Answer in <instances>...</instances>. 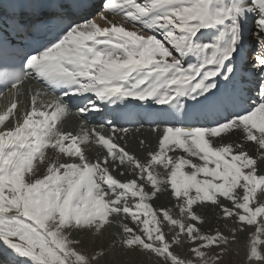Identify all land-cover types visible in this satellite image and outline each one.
I'll list each match as a JSON object with an SVG mask.
<instances>
[{
  "label": "snow or ice",
  "instance_id": "6c2138e0",
  "mask_svg": "<svg viewBox=\"0 0 264 264\" xmlns=\"http://www.w3.org/2000/svg\"><path fill=\"white\" fill-rule=\"evenodd\" d=\"M5 90L0 264H264V0H0Z\"/></svg>",
  "mask_w": 264,
  "mask_h": 264
},
{
  "label": "bare ground",
  "instance_id": "6f19581e",
  "mask_svg": "<svg viewBox=\"0 0 264 264\" xmlns=\"http://www.w3.org/2000/svg\"><path fill=\"white\" fill-rule=\"evenodd\" d=\"M247 39H248V44L251 45L252 42L255 41V36L249 35ZM88 129L90 130L91 128H88ZM62 131H65V129ZM77 133H79V132H77ZM73 134H76V133H73ZM233 139H235V138H233ZM140 140L145 141V148L143 150L139 149V147H138ZM126 142L128 144V150L135 152L138 156L143 158L144 152L147 151L149 148L152 150L156 149V147L158 145L157 133H154L153 131L144 132L142 130H140L138 132L128 133L126 136ZM119 143L124 144L125 141H119ZM93 146H96V145L95 144L86 145L85 146V153L90 160L94 161L96 159V156L99 153V149H98V147L94 149ZM48 154H49V156L52 155L51 150H49ZM120 179H124V177H120ZM156 203H165L166 204L167 201L164 198H162L161 201L156 202ZM215 226H216L215 221H213L211 224L206 221V224H205L206 228L211 227L214 230ZM219 227L223 230V224L222 223L219 225ZM96 240H97L98 244H96V245L89 244V246H87L88 248H90V250L92 247H96L97 249H99L100 245L106 246L108 243V240H109V236L107 233H105L103 236L96 238ZM108 259H111V254H109ZM231 259L234 260L235 262L236 261L237 262H240V261L245 262V248H244L243 237H241L239 243L232 245L229 260H231ZM101 264H104V261H102Z\"/></svg>",
  "mask_w": 264,
  "mask_h": 264
},
{
  "label": "rangeland",
  "instance_id": "374dc122",
  "mask_svg": "<svg viewBox=\"0 0 264 264\" xmlns=\"http://www.w3.org/2000/svg\"><path fill=\"white\" fill-rule=\"evenodd\" d=\"M0 111H2V108H1V107H0ZM61 130H62V129H61ZM96 244H98V242H97ZM87 246H89V245H87ZM89 250H90V248H89ZM230 261H231V264H239V263H240V264H245L244 261H243V262H241V261H240V262H237V261L235 262V261L232 260V259H231ZM233 261H234V262H233Z\"/></svg>",
  "mask_w": 264,
  "mask_h": 264
}]
</instances>
